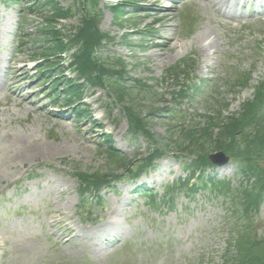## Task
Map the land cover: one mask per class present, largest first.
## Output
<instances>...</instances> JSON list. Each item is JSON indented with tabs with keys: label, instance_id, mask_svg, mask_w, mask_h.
Returning a JSON list of instances; mask_svg holds the SVG:
<instances>
[{
	"label": "rangeland",
	"instance_id": "obj_1",
	"mask_svg": "<svg viewBox=\"0 0 264 264\" xmlns=\"http://www.w3.org/2000/svg\"><path fill=\"white\" fill-rule=\"evenodd\" d=\"M19 1L0 0V170L2 164L12 163L0 181V264H221L227 242L236 238L241 227L232 197L226 194L208 190L190 197L179 192L170 208L156 209L135 191V182L126 181L115 190L105 188L100 195L104 201L92 209L96 218L87 219L78 193L82 182L72 175L107 169L104 149L109 144L102 135L130 160L146 152L148 139L130 137L128 120L120 106L110 108L106 89L84 91L90 119L75 122L71 109L64 114L51 110L55 108L53 92L48 93L50 84H44L37 69L36 59L42 57L33 54L45 46L38 39L44 37L39 32V15H45L48 7L30 11L29 0ZM55 1L65 8L72 6L73 12L77 8L76 0ZM252 1L179 0L169 9L168 0H147L137 9L142 14L130 9L128 19L119 21L109 0H99L100 29L114 37L102 54L123 57L128 79L153 87L151 95L133 94L135 102L146 114L153 109L177 113L171 116L167 110L159 114H168L167 119L151 120L153 135L168 140L170 120H184L187 115V124H193L192 117L203 121V115L224 103L229 104L226 114L238 111L252 97L251 88L234 94L227 87L229 67L233 72L236 67L240 71L255 67L253 84L264 75V15H255L262 8ZM185 7L191 9L187 12L194 29L188 37L181 32ZM80 15L62 22L66 30L78 26ZM204 30L210 35L208 47L195 40ZM166 38L171 42L167 44ZM23 41L27 49L19 45ZM187 56L195 61L191 77L161 81L168 68ZM62 64L66 69L68 62ZM205 80L202 96L177 106L174 96L183 86ZM6 135L23 136L39 150L21 158L17 144L5 142ZM179 162L170 155L164 157L138 185L146 184L161 195L176 177L187 175ZM237 171L233 164L215 168L217 178L229 180L230 188L241 182ZM254 228L264 239V205Z\"/></svg>",
	"mask_w": 264,
	"mask_h": 264
},
{
	"label": "trees",
	"instance_id": "obj_2",
	"mask_svg": "<svg viewBox=\"0 0 264 264\" xmlns=\"http://www.w3.org/2000/svg\"><path fill=\"white\" fill-rule=\"evenodd\" d=\"M81 1L85 13L81 17V25L77 29V34L68 42L69 47L83 45L75 55V64L79 73L92 84L107 88L108 92L115 96L116 103L121 106L122 113L129 120V134L132 138L147 137L151 145H155V151H152L153 154H150V157L136 162L129 160L128 157L111 147L104 149L108 162L105 171L96 175L85 174L84 178L80 173L74 175L75 178L84 182L82 187L84 193L91 194L97 187L105 186L104 184L112 181H119L122 178H136L152 166L156 158L168 151H173L191 162L200 163L199 168L201 169L211 165L207 159L209 153L224 150L233 156L235 164L245 176V184L235 189L238 193L237 201L234 199L236 214L243 221V228L238 232L235 243L229 244L230 247L233 246L234 251L227 250L223 264H264V239L258 237L253 231L254 219L264 203V82L257 88L254 100L245 103L238 113L223 117L218 111L215 117L204 116L206 121L203 126L200 122L190 125H186L185 122L179 125L171 124L168 140L161 136H154L148 128L149 122L158 118L156 114L160 111L153 110L149 114L143 113L140 105L132 97L131 91L134 85L125 84L127 73L123 61L117 60L119 66H114L108 59L96 60L94 54L97 46H100L103 40L109 41L112 38L109 34L99 30L102 14L98 10V0ZM119 1L121 5L113 8L118 20L128 15V8L137 9V0ZM47 6H50L51 10L46 14L45 19L50 23L60 18L72 17L75 14L71 8L65 10L53 0L45 2L39 0L35 9ZM29 10L33 9L30 7ZM39 31L46 33L45 42H53L38 51L40 56L48 58L49 61L50 57L56 56L65 46H61V35L52 29V26L42 27ZM191 70L192 65L189 59L183 60L167 73V77L178 80L182 75H190ZM71 84L72 81L65 89L66 100L75 105L80 87ZM239 84L241 87L246 86L247 79ZM150 89L152 90L147 84H143L138 93L151 95ZM177 97L186 98L187 94L182 91ZM68 105L71 106V104ZM79 112H81L80 109L77 110L78 114ZM193 174L195 176L194 171L191 177ZM207 186L218 189L220 192L222 190V192H232L222 182H217L215 178L205 177L202 173L199 177L198 188H207ZM174 191L175 189H172V193Z\"/></svg>",
	"mask_w": 264,
	"mask_h": 264
},
{
	"label": "bare ground",
	"instance_id": "obj_3",
	"mask_svg": "<svg viewBox=\"0 0 264 264\" xmlns=\"http://www.w3.org/2000/svg\"><path fill=\"white\" fill-rule=\"evenodd\" d=\"M213 6L215 7L214 3L211 4V7H213ZM207 32H208L207 30H204L195 39L197 43H199L202 46H206V47H208V45L211 44L210 39H208L210 35ZM166 39H168V38H166ZM207 39L210 42H208L207 45H206L205 43H206ZM169 42H171L170 39H168L167 44ZM205 49H207V48H205ZM12 137H13L12 135H6L4 137V140L7 143L10 142V141L11 142L14 141L13 143L17 144V146L19 148V154H20L19 157H21V158H23V157L29 158V157H31L30 155H32V154L34 155V154H36L38 152V150H39L38 148L39 147L38 146H33L32 143H30V141H28L23 136H14L13 138ZM15 160H13L12 162H14ZM11 166H12V163L9 165V167H11ZM9 167L2 164V167H1V170H0V181L4 177V174L9 169Z\"/></svg>",
	"mask_w": 264,
	"mask_h": 264
},
{
	"label": "water",
	"instance_id": "obj_4",
	"mask_svg": "<svg viewBox=\"0 0 264 264\" xmlns=\"http://www.w3.org/2000/svg\"><path fill=\"white\" fill-rule=\"evenodd\" d=\"M212 159L214 161H216V163H219V164H224L226 163L228 160L226 157H224L222 154H218L216 156H212Z\"/></svg>",
	"mask_w": 264,
	"mask_h": 264
}]
</instances>
